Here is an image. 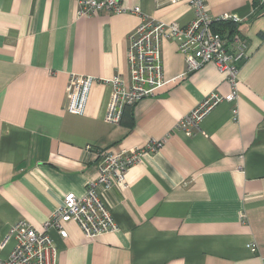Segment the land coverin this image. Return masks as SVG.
<instances>
[{"label":"crops","instance_id":"obj_1","mask_svg":"<svg viewBox=\"0 0 264 264\" xmlns=\"http://www.w3.org/2000/svg\"><path fill=\"white\" fill-rule=\"evenodd\" d=\"M255 0H208L213 18L237 15L248 43L238 75V120L223 102L198 130L178 129L209 94L231 86L214 65L186 75L178 45L162 49L175 79L132 108L135 126L106 119L117 74L127 82L128 38L140 15L78 18L76 0H0V257L12 226L44 224L70 193L98 177V154L163 142L104 196L117 230L88 240L76 223L49 235L59 264H264V15ZM264 1V0H261ZM144 16L189 25L194 10L165 0H124ZM72 76L94 78L83 115L67 112ZM249 246L256 251L252 252Z\"/></svg>","mask_w":264,"mask_h":264},{"label":"built area","instance_id":"obj_2","mask_svg":"<svg viewBox=\"0 0 264 264\" xmlns=\"http://www.w3.org/2000/svg\"><path fill=\"white\" fill-rule=\"evenodd\" d=\"M79 6L78 18H91L100 14L140 15L142 21L128 38L127 66L129 80L117 74L113 79L104 81L113 89L106 121L119 124L126 106L134 107L144 99L154 97L167 85L176 82L165 76L162 49L166 42L178 45L179 53L184 57L186 75L193 74L207 65H214L231 86L232 93L223 97L212 93L180 123L178 129L193 132L216 107L223 102L234 104L233 119L238 120L237 102L238 75L241 66L248 59V43L235 36L230 47L227 41L213 32L215 22L240 24L244 19L229 14L213 18L209 12L208 0H165L171 4H186L194 10L195 18L187 26L177 23L166 24L144 16L140 7L125 6L124 0H76ZM94 78L72 76L67 86L70 114L83 115ZM163 142L152 141L147 148H137L128 152L113 154L104 152L99 156L98 177L87 186L83 196L70 193L65 196L62 205L50 216L40 231L28 223L19 222L11 227L9 234L1 244L4 247L11 239L16 246L8 259L0 257V264H59L58 249L54 245L50 230L58 231L62 239L67 238L64 226L76 223L88 240H94L104 234L113 233L117 224L105 203L104 196L115 187L126 186L129 169L141 162L149 152H158ZM252 252L256 249L249 246Z\"/></svg>","mask_w":264,"mask_h":264},{"label":"trees","instance_id":"obj_3","mask_svg":"<svg viewBox=\"0 0 264 264\" xmlns=\"http://www.w3.org/2000/svg\"><path fill=\"white\" fill-rule=\"evenodd\" d=\"M254 16L261 17L264 15V1L255 0L254 1ZM238 24L232 22H215L212 26L213 32L220 35L224 40L227 41V48H229L230 43H232L235 36H240L243 40V36L238 31ZM120 124L126 125L130 129L135 126V119L133 117V111L131 106H126L123 110V115Z\"/></svg>","mask_w":264,"mask_h":264}]
</instances>
